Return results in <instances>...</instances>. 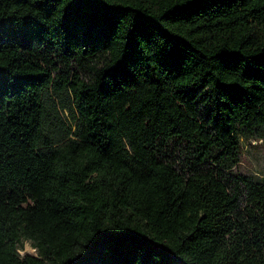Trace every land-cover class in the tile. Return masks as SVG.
Masks as SVG:
<instances>
[{
    "label": "trees",
    "instance_id": "16d2710c",
    "mask_svg": "<svg viewBox=\"0 0 264 264\" xmlns=\"http://www.w3.org/2000/svg\"><path fill=\"white\" fill-rule=\"evenodd\" d=\"M263 138L264 0H0V264H264Z\"/></svg>",
    "mask_w": 264,
    "mask_h": 264
},
{
    "label": "rangeland",
    "instance_id": "374dc122",
    "mask_svg": "<svg viewBox=\"0 0 264 264\" xmlns=\"http://www.w3.org/2000/svg\"><path fill=\"white\" fill-rule=\"evenodd\" d=\"M85 77V74L82 73ZM235 174L264 180V138L260 140L241 139V158L235 167ZM21 256H36L37 251L29 241L20 249Z\"/></svg>",
    "mask_w": 264,
    "mask_h": 264
}]
</instances>
